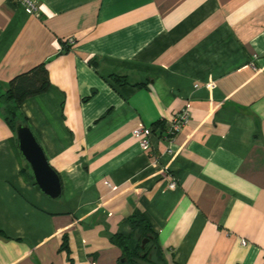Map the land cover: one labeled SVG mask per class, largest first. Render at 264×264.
<instances>
[{
	"label": "crops",
	"instance_id": "0c3cea01",
	"mask_svg": "<svg viewBox=\"0 0 264 264\" xmlns=\"http://www.w3.org/2000/svg\"><path fill=\"white\" fill-rule=\"evenodd\" d=\"M34 1L0 0V96L46 68L20 112L62 194L0 101V264H123L136 211L165 264H264V0ZM188 104L172 142L153 131Z\"/></svg>",
	"mask_w": 264,
	"mask_h": 264
},
{
	"label": "trees",
	"instance_id": "16d2710c",
	"mask_svg": "<svg viewBox=\"0 0 264 264\" xmlns=\"http://www.w3.org/2000/svg\"><path fill=\"white\" fill-rule=\"evenodd\" d=\"M37 69H41L44 72L40 84L27 89H18L14 85L15 81H13L11 87L0 96L2 110L15 131L19 124H28L27 118L20 112L21 103L29 96L45 91L50 85L44 65L40 64L32 71H36ZM23 75L27 74H22L21 76ZM167 130L168 127L165 120L161 119L153 123V131L159 136H167ZM13 145L15 151L21 156L17 136L13 141ZM24 170L26 169L22 167V172ZM27 170L34 179L30 166H28ZM130 222L133 227L131 234H115L112 236V241L118 243L124 249L123 259L125 261L123 264H165L157 236L151 230L145 215L140 211H136L130 216ZM145 239H147V242L143 246L142 244ZM67 241V235H64V247H68Z\"/></svg>",
	"mask_w": 264,
	"mask_h": 264
},
{
	"label": "water",
	"instance_id": "95a60500",
	"mask_svg": "<svg viewBox=\"0 0 264 264\" xmlns=\"http://www.w3.org/2000/svg\"><path fill=\"white\" fill-rule=\"evenodd\" d=\"M16 134L19 150L28 162L38 187L52 198L59 197L62 194L60 175L50 164L31 127L27 124H19ZM146 242L147 239L142 245L145 246Z\"/></svg>",
	"mask_w": 264,
	"mask_h": 264
},
{
	"label": "built area",
	"instance_id": "2783aa9c",
	"mask_svg": "<svg viewBox=\"0 0 264 264\" xmlns=\"http://www.w3.org/2000/svg\"><path fill=\"white\" fill-rule=\"evenodd\" d=\"M24 3L29 10L35 9V1L34 0H20ZM70 43L74 42V37H70L68 40ZM213 85V84H211ZM190 105L188 104L184 109L174 114L172 117L168 130H167V138L170 142L174 140L176 135L183 129L185 124L187 123L190 116ZM136 136H140L142 138L141 143L143 146H146L149 143L151 129L150 128H137L134 131ZM171 187L176 186L175 182L171 183ZM246 244V240L242 241Z\"/></svg>",
	"mask_w": 264,
	"mask_h": 264
},
{
	"label": "bare ground",
	"instance_id": "6f19581e",
	"mask_svg": "<svg viewBox=\"0 0 264 264\" xmlns=\"http://www.w3.org/2000/svg\"><path fill=\"white\" fill-rule=\"evenodd\" d=\"M16 136H17V134H16ZM18 139V138H17Z\"/></svg>",
	"mask_w": 264,
	"mask_h": 264
}]
</instances>
